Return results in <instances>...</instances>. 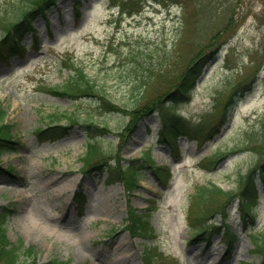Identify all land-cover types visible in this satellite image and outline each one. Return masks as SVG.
Instances as JSON below:
<instances>
[{
  "label": "rangeland",
  "instance_id": "374dc122",
  "mask_svg": "<svg viewBox=\"0 0 264 264\" xmlns=\"http://www.w3.org/2000/svg\"><path fill=\"white\" fill-rule=\"evenodd\" d=\"M47 4L45 16L33 22L35 40L30 33L22 39L26 53L0 64V107L15 142V151L0 158V206L10 210L9 241L32 246L39 263L142 264L148 249L154 264H257L251 236H264V177L260 180L257 168L251 173L258 190L253 223L242 222L237 200L224 207L225 223L235 235L228 253L223 235L211 238L210 249L204 236L195 237L199 227L192 222L190 195L207 183L233 189L236 177L256 166L249 137L259 131L257 145L264 151V0ZM28 5L31 0H0V18L13 20ZM210 54L189 99L164 110L166 130L185 125L202 130L201 136L179 134L174 143L161 133L157 112L129 122L130 110H124L166 97L192 62ZM74 64L122 111H105L97 97L48 92L65 84ZM61 113L74 121L47 120ZM52 126H65V133L59 136V128L54 137L39 133ZM88 126L99 129L102 150L92 163L113 169L134 162L139 182L130 195L115 178L108 184L101 166L81 171ZM217 150L229 153L214 166L203 163ZM146 152L150 161L142 160ZM151 162L168 167L166 185ZM79 185L85 196L82 215L73 201ZM129 207L142 211L150 235L129 233ZM210 221L221 226L218 212Z\"/></svg>",
  "mask_w": 264,
  "mask_h": 264
},
{
  "label": "trees",
  "instance_id": "16d2710c",
  "mask_svg": "<svg viewBox=\"0 0 264 264\" xmlns=\"http://www.w3.org/2000/svg\"><path fill=\"white\" fill-rule=\"evenodd\" d=\"M52 0H31V5L24 6L17 14L15 15L13 20L0 18V31H2V37L0 38V61H8L12 56L17 55L24 52L23 46L20 45V40L24 33L31 29V22L29 19H32L43 13L45 8L48 6V2ZM19 35L18 37L15 35ZM209 57V58H208ZM205 59H196L191 65L188 66L186 73L182 76L179 82H177L172 90L166 94V97L158 98L151 104H143L137 106V104L132 109H126L125 114L130 117L129 122L132 121L133 124H136L137 121L144 119L154 112L162 113L160 114L162 121V133L164 135H168L171 139H175L179 134L187 135L186 133H190L194 137L201 136L202 130L192 131L188 128H177L174 126L172 130H166L167 126L165 125L164 119V110L167 108H171V102L175 101H185L189 99L190 92L195 85L196 79L201 75V71L206 63L212 57L210 54ZM208 58V60H206ZM48 92L53 94H65L68 97L76 98L79 96H93L97 97L101 101V107L105 109L107 112H120L121 108L112 105L110 102L106 100L105 94L97 88L96 84L89 78L87 75L81 70H73V73L66 81V83L62 86L61 90L55 88H48ZM218 105H216L217 108ZM5 112L0 108V156L4 152H12L15 148V142L12 140L11 135V126L4 122ZM50 117V116H49ZM60 117H66V115L62 114ZM224 119L228 117L227 110L222 111V115L220 118ZM51 121H59V117L57 115H51ZM70 122L73 120L69 117ZM225 122V121H224ZM222 122L221 124H223ZM58 129L59 127H53ZM53 128H49L46 130H42L43 133H50L51 135L57 136L58 130H54ZM60 130L59 136L62 133H65L66 129L62 126ZM90 138L86 145V153L81 158L82 160V169H91L98 167L101 163L95 162L92 163L94 159H98L101 157L99 153H101L100 149H97L96 144V130H99L97 127L88 128ZM41 131V130H40ZM217 132V130L215 131ZM262 134L259 131L257 137L255 139H250L252 144L253 152L257 153L256 157V166L254 169L247 171L245 174L238 175L235 179V187L231 190H223L219 186H216L212 183H207L205 185H197L193 192L190 195L191 202V215L195 216L192 220L194 225L199 227L196 230L195 237L200 238L204 236L203 239L207 243L210 242L213 235L224 234V240L227 247H231L233 240L235 239V235L229 230V225L225 223L224 217V207L234 200H237L239 205L240 217L241 220L246 223L249 220L253 223L255 218V213L253 212L256 200L258 198V190L255 186V176L252 177L253 170L257 168V173L259 174L260 179L264 177V151L257 145L259 141L262 139ZM210 138L211 136L208 135ZM247 144V143H246ZM259 149V150H258ZM235 150H231L230 152H234ZM229 152H220L217 150L214 152L207 160L203 161V163H212V165L218 164ZM143 159H150L149 154L143 155ZM261 156V157H260ZM101 159V158H100ZM119 162V161H117ZM134 162L131 160L124 167H119L116 165L113 169L108 167L104 169L107 173V179L112 180V178L123 180L126 184L129 191L133 190L138 185L139 173L133 168ZM155 171V174L159 179L163 181V183H167L163 170L168 169V167H157L152 165ZM249 169V168H248ZM211 170V168L209 169ZM6 174H11V170H5ZM244 183V186L241 187V184ZM264 186V182H263ZM84 196L82 195L81 186H79L78 190L74 193L75 201L81 206L84 203ZM6 206H0V264H71L70 261H60L58 259H49L46 262L39 263L35 260L34 248L32 246L25 248L23 243L18 240L16 243H11L7 238V232L5 228L6 218L9 216L10 210ZM218 212L221 217V226H215L211 221L213 213ZM143 214L137 213V210L134 208H128V229L133 235L146 233L148 230L146 229L147 222L142 219ZM247 219V220H246ZM203 226V227H202ZM253 251L260 255L262 263L264 264V236L257 237L251 236ZM143 264H154L153 259L150 256V252L146 251L144 254Z\"/></svg>",
  "mask_w": 264,
  "mask_h": 264
}]
</instances>
